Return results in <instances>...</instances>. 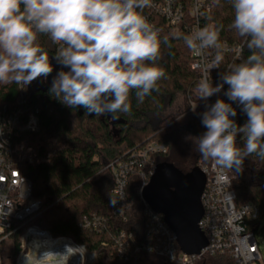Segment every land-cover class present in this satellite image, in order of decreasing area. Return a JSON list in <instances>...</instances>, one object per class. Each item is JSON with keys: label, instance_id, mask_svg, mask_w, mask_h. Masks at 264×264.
<instances>
[{"label": "clouds", "instance_id": "clouds-1", "mask_svg": "<svg viewBox=\"0 0 264 264\" xmlns=\"http://www.w3.org/2000/svg\"><path fill=\"white\" fill-rule=\"evenodd\" d=\"M151 6L152 0H0V83L28 86L52 74L49 53L38 42L44 34L59 46L54 59L62 66L49 92L69 108L118 119V113L131 111L133 90L143 103L166 76L157 64L161 30L143 14ZM231 6V28L247 38L250 54L220 73V83L201 78L195 91L207 101L228 85L224 95L241 106L247 121L238 125L232 103L217 99L201 114L206 131L186 139L204 159L242 172L245 158L264 159V0H231ZM222 27L210 24L174 37L196 54L215 49L206 66L210 72L220 68L227 50L220 42Z\"/></svg>", "mask_w": 264, "mask_h": 264}, {"label": "trees", "instance_id": "trees-1", "mask_svg": "<svg viewBox=\"0 0 264 264\" xmlns=\"http://www.w3.org/2000/svg\"><path fill=\"white\" fill-rule=\"evenodd\" d=\"M233 19L231 0H218L214 11L207 17L206 25L223 26L220 42L225 43L229 50L223 52L224 60L220 68L212 73L214 85L220 81L219 74L226 71L230 64L240 63L250 54L246 47L247 38L239 36L231 28ZM156 23L161 30L162 41L161 57L157 64L165 70L166 76L158 82V90L145 97L143 103L137 101L133 90L130 94L131 111L118 113V119H111V114L97 116L89 114L86 109L69 108L49 91L31 93L30 85L41 82L42 78L28 86L0 83V106L17 105V97L22 91L25 97L24 109L38 111L39 130L22 133L17 140L23 144V149L32 148L39 160L38 164H24L23 171L32 184L31 199L41 201L44 207L43 212L26 225H36L53 237L71 238L74 243L84 245L94 256L93 264H127L119 261L115 255L116 239L121 231L132 233L140 246L153 243L144 227L143 203L137 196L140 182L136 176L129 179L125 220L113 212L111 194L114 180L109 166L149 141L164 143L168 148L165 155L153 157L155 165L170 163L168 156L178 133L197 135L206 131L201 124L205 105L200 103L194 113L188 112L190 103L201 101L195 91L200 75L190 68V49L183 39L174 37L175 33L189 32L168 27L160 19ZM164 37H168L167 42ZM38 42L48 51L51 62L56 61L54 56L59 46L44 34L39 35ZM242 44L240 60L236 61L232 50ZM215 53L213 49L210 53L212 59ZM227 89L228 85L225 84L220 93L208 99V104L224 99L226 103H232L239 115L241 106L228 100L224 95ZM177 94L184 95L188 101L185 110L168 116L155 128L151 124L152 118L159 115L167 103L171 104ZM237 143L243 146L244 142ZM190 156L194 157L193 163L197 168L210 162L198 150ZM235 173L236 180L232 189L236 205L248 202L258 208L260 216L264 215V159L252 154L245 158L243 171L235 170ZM92 215L104 221L98 233L79 226L84 217ZM20 234L18 232L12 236L13 263L20 253ZM149 255L140 254L138 264L150 261ZM222 260V257L217 256L200 262L223 264ZM150 264L156 263L151 261ZM157 264L166 263L162 261Z\"/></svg>", "mask_w": 264, "mask_h": 264}, {"label": "built area", "instance_id": "built-area-1", "mask_svg": "<svg viewBox=\"0 0 264 264\" xmlns=\"http://www.w3.org/2000/svg\"><path fill=\"white\" fill-rule=\"evenodd\" d=\"M217 2L218 0H152V6L144 9L143 14L156 28V20L160 19L168 27L191 33L197 27L206 26L207 17L214 11ZM226 49L225 52H228L227 45ZM241 49L243 50V44L232 50L234 60H240ZM212 50L204 49L200 54L190 50L191 70L197 72L200 79L207 76L210 82L212 73L217 70H206V66L213 60L210 55ZM24 99V93L20 91L17 105L0 106V264H4L2 244L18 232H21L20 253L14 264H26L24 258L29 254L28 244L34 239L49 242L51 248L60 252L63 250L61 244L66 243L83 255L81 264H93L94 256L84 245L74 243L71 238L53 237L36 225H26L41 214L44 207L41 201L31 199L32 184L23 171L24 164H38L39 160L34 155L28 156L29 149H23L22 143L17 141L22 133L39 130L38 111L24 109ZM200 103L205 105V109L209 105L208 100L190 103L188 112L194 113ZM233 119L242 126L247 121V116L241 111ZM237 142H244L241 136L237 137ZM167 151L164 143L149 141L109 166L114 180L111 194L113 212L125 220L129 198L127 187L130 177L136 176L140 182L137 196L143 203L144 227L153 241L149 246H140L132 233L121 231L116 239V258L127 264H138L140 254L147 253L162 259L166 264H197L202 259L217 256L222 257L225 264H264L256 239L264 215L260 216L258 208L248 202L236 205L232 189L236 180L235 170L223 168L212 160L199 166V170L205 175V185L200 198L202 216L198 228L206 240V246L197 255H186L179 249L176 237L163 216L150 209L141 196L143 188L148 184L147 180L156 168L153 157L165 155ZM103 222L102 218L92 215L84 217L79 226L98 233L103 228Z\"/></svg>", "mask_w": 264, "mask_h": 264}, {"label": "water", "instance_id": "water-1", "mask_svg": "<svg viewBox=\"0 0 264 264\" xmlns=\"http://www.w3.org/2000/svg\"><path fill=\"white\" fill-rule=\"evenodd\" d=\"M52 64V74L47 79H41L40 87L31 84V93L49 91L53 78L62 67L56 61H52ZM204 185L205 175L199 168L195 167L183 174L171 163H161L156 166L141 193L143 202L163 216L176 237L179 249L186 255H197L206 246V240L198 228L202 216L200 198Z\"/></svg>", "mask_w": 264, "mask_h": 264}, {"label": "rangeland", "instance_id": "rangeland-1", "mask_svg": "<svg viewBox=\"0 0 264 264\" xmlns=\"http://www.w3.org/2000/svg\"><path fill=\"white\" fill-rule=\"evenodd\" d=\"M41 82L35 83L36 86L40 87ZM187 100L185 99V96L182 94H177L175 96V99L173 102L167 103L164 107V110L157 116L153 117L151 120V124L156 128L157 125L164 119H166L168 116H171L178 112H183L185 110V106L187 104ZM201 134H191V133H185L180 132L176 135V139L173 143V147L170 150L169 156H168V162H170L172 165L181 168V169H191L194 165V157L190 156V154L193 155L194 152H196V144L192 142L190 139H186V137H198ZM23 145V144H22ZM23 147V146H22ZM28 150V156L34 157L36 156L35 151L32 148H26ZM13 239V238H12ZM8 239L5 243L2 244V256H3V262L4 264H14L12 259V253H13V240ZM257 242L259 244V251L261 253L262 258H264V219H262L260 223V229L258 230L257 236H256ZM19 243H20V236H19ZM149 260H146L145 264H150L151 261L153 263H162V259L154 256L149 255ZM223 264H225L224 259L222 260ZM15 262V261H14ZM199 264H213L212 261H204L199 262Z\"/></svg>", "mask_w": 264, "mask_h": 264}, {"label": "bare ground", "instance_id": "bare-ground-1", "mask_svg": "<svg viewBox=\"0 0 264 264\" xmlns=\"http://www.w3.org/2000/svg\"><path fill=\"white\" fill-rule=\"evenodd\" d=\"M61 245V249L63 250L60 252L59 250L51 248L49 242L34 239L28 244L29 254L24 258V261L26 264H81L83 262V255L76 248L70 247L66 243ZM42 255L45 256L41 257ZM58 256L59 259L57 260L56 258Z\"/></svg>", "mask_w": 264, "mask_h": 264}, {"label": "flooded vegetation", "instance_id": "flooded-vegetation-1", "mask_svg": "<svg viewBox=\"0 0 264 264\" xmlns=\"http://www.w3.org/2000/svg\"><path fill=\"white\" fill-rule=\"evenodd\" d=\"M176 167V166H175ZM179 171H181L183 174H187V173H189L193 168H195V166L193 167V168H191V169H181V168H178V167H176Z\"/></svg>", "mask_w": 264, "mask_h": 264}]
</instances>
